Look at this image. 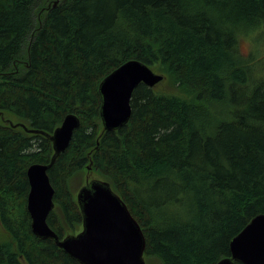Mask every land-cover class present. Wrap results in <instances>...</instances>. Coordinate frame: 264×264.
Masks as SVG:
<instances>
[{
	"label": "trees",
	"instance_id": "16d2710c",
	"mask_svg": "<svg viewBox=\"0 0 264 264\" xmlns=\"http://www.w3.org/2000/svg\"><path fill=\"white\" fill-rule=\"evenodd\" d=\"M263 26L264 0H0V115L25 122H0V264H80L33 233L27 208V170L50 162L69 113L81 124L48 170L60 238L82 225L71 180L87 171L127 203L145 256H231L232 238L264 213V65L240 45ZM129 60L179 92L140 83L129 122L102 132L99 85Z\"/></svg>",
	"mask_w": 264,
	"mask_h": 264
},
{
	"label": "water",
	"instance_id": "95a60500",
	"mask_svg": "<svg viewBox=\"0 0 264 264\" xmlns=\"http://www.w3.org/2000/svg\"><path fill=\"white\" fill-rule=\"evenodd\" d=\"M165 78L163 73L139 60H129L107 75L99 85L102 132L119 129L129 122L132 94L140 83L154 88ZM80 124L78 115L67 114L50 135L54 149L50 162L34 163L27 170L30 183L27 208L32 231L39 238L53 239L80 264H146L145 233L127 203L105 179H89L78 190L77 202L83 216L78 233L60 238L48 223V216L55 208V188L48 170L69 147ZM230 250L231 256L216 264H264V213L254 216L232 238Z\"/></svg>",
	"mask_w": 264,
	"mask_h": 264
},
{
	"label": "rangeland",
	"instance_id": "374dc122",
	"mask_svg": "<svg viewBox=\"0 0 264 264\" xmlns=\"http://www.w3.org/2000/svg\"><path fill=\"white\" fill-rule=\"evenodd\" d=\"M240 45H241V50L245 56L249 57L252 60L256 57L257 62H259L257 66H261L262 64L264 65V26L261 29H259V32L258 31L255 32L254 35H251L246 38H241ZM154 70L158 73L161 72L157 68ZM154 88L158 92H167V93L179 92V90L176 87H173L172 85L169 84L168 79L163 80L162 82L157 84ZM7 119L13 120L15 122L18 121L19 123L21 122L25 123L23 120H20L17 117L10 114H6L4 116L0 115V122L6 121ZM92 178L105 179L104 177H102L97 173H91L90 175L87 171H80L78 175L71 180V188L76 199L80 187L84 185L87 182V180L89 179L91 180ZM81 229H82V225L77 226V229L76 231H74V233L79 232ZM67 231H69L70 234L73 232L72 230L69 229ZM8 237L9 236L7 232L0 226V241H5L8 239ZM145 259H146V264H163V262L157 257L145 256Z\"/></svg>",
	"mask_w": 264,
	"mask_h": 264
}]
</instances>
